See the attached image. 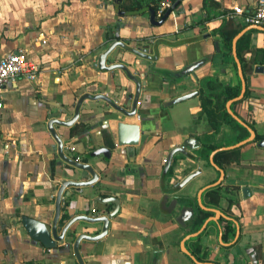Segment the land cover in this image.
<instances>
[{
	"label": "crops",
	"instance_id": "1",
	"mask_svg": "<svg viewBox=\"0 0 264 264\" xmlns=\"http://www.w3.org/2000/svg\"><path fill=\"white\" fill-rule=\"evenodd\" d=\"M203 2L182 0L162 24L153 25L148 12L116 13L113 0H0V58L24 48L39 66L36 79L17 77L3 90L0 264H78L71 249L60 252L34 243L23 230L20 216L50 223L60 181L90 178L86 170L72 167L57 155L46 123L53 113L63 120L70 118L77 98L85 92L102 93L118 102L126 88L134 92V83L121 69L106 71L96 66L99 54L117 39L132 46L149 43L157 54L156 59L146 60L115 47L107 55L106 64H125L145 82L138 113L123 116L104 100L85 98L70 126L54 124L65 154L79 156L98 174L93 184L63 190L61 214L90 215L94 208L97 214L108 215L115 203L103 199L113 197L118 202L106 234L94 242H80L84 264H264V148L254 139L246 142L238 146L234 161L223 167L215 164L218 168L210 163V154L207 159L198 154L205 143L219 148L240 141L225 122L207 136L213 131L201 113L199 94L200 89L207 90V78L214 85L241 86L232 53L223 48L216 29L227 20L220 17L226 12L222 9L230 11L236 4L251 7L256 0H208L207 12ZM236 22L242 29L248 26ZM243 34L248 36L249 51L244 56L249 58L253 50L263 47L264 31L249 29ZM199 60L201 64L191 72L182 73ZM255 65L244 77L247 93L230 109L263 137L264 73L254 72ZM193 90H197L194 96L164 105ZM216 90L211 86L208 92ZM119 120L141 125L144 135L135 149L116 146ZM188 138L197 145L186 149L188 155L175 152L164 173L168 152ZM101 146L109 148L110 158L90 155ZM219 169L224 177L214 186ZM195 170L199 173L180 187L179 182ZM243 187L248 188L246 196ZM201 188L200 202L216 209L219 216L202 230L205 218L214 212L207 211L196 227L194 219L184 224L176 220L179 205L193 206L198 215ZM213 188L220 194L217 205L205 195ZM71 215H65L58 230ZM101 228L102 222L79 221L76 232L95 234Z\"/></svg>",
	"mask_w": 264,
	"mask_h": 264
},
{
	"label": "water",
	"instance_id": "2",
	"mask_svg": "<svg viewBox=\"0 0 264 264\" xmlns=\"http://www.w3.org/2000/svg\"><path fill=\"white\" fill-rule=\"evenodd\" d=\"M181 1L182 0H174L170 4V6L168 8H166V10L163 12V14L159 17H156L154 9H152L150 7H143L141 9H138L135 11H129V12L120 11L119 5H120L121 0H113V7H114L115 12L118 14H121V15L141 14L143 12H148L149 13V16H148L149 22L153 25H160V24H162V22H164V20H166L172 14V11H174L180 5ZM249 29H258V30L264 31V27H261L258 25H248L245 28H243L241 31H239L233 37L232 45H231V53H232V57L234 59L236 67H237V72H238V76L240 79L241 86H240L239 94L236 97L229 99L226 102L227 112L237 122H239L241 124H243V121L231 111L230 104L234 101L240 100L243 97L244 92H245V80H244V76L242 73L241 64H240L239 59H238L237 54H236V41L245 31H247ZM115 47H122V48H125L127 50H130L133 53L138 54L140 57H142L146 60H154L157 58V54L152 53V48H151V45L149 43L137 45V46L136 45L132 46V45L126 44L125 42H123L120 39L113 40L107 46V48L103 52H101V54H99L96 66L100 70H106V71H110L113 69H121L125 73L126 78L129 81L134 83V92L132 93L130 90H128V88H126V91L122 96L123 100L120 99L121 102H118V100H113L112 98H110V97H108L102 93L91 94L89 92H85L77 98V100L74 104L70 118L63 120V119H60L58 117L57 113L50 114L49 119L46 123V127L56 142L57 155L64 162L71 165L72 167L86 170L89 173L90 178H88L87 180H61L60 181V186L56 191L54 216H53L50 223H44L42 221H39L35 218L29 217L26 215L20 216V222H21L23 230L25 231V233L28 235V237L34 243L38 244L40 247H44L47 249H49V248L57 249L60 252H63L66 249H71L72 254L76 258L78 264H84V262L82 260V256L79 252L80 242L82 240L94 242V241L101 239L106 234V230H107V226H108V219L117 211L118 202L113 197L103 199L104 201H113L115 203V208L111 212H109L108 215L97 214V212L91 213L90 215L87 213L86 214H75V215L72 214L71 215V213L66 212V211L64 212V214H61V211H62L61 195L63 193V190L66 187H70V186L75 187V188H79L82 186L93 184V183L97 182L98 174L90 164L75 160L74 158L68 157L65 154L66 147L63 146L62 139L59 137L56 130L54 129V124L63 125V126H70L78 117L80 104L82 103V101L85 98L104 100L115 111L119 112L123 116L130 117V116H133V115L138 113L137 101L139 99L140 89L143 85H145V82H143V80H141L140 75H138L136 73H132L130 71V69L127 67V65H125V64H122V63L106 64L107 55ZM215 49H216V51L219 50L218 42H215ZM201 62L202 61L199 60V61L195 62L194 64L187 66L183 70L182 73L186 74V73L191 72L194 68H196L199 64H201ZM253 70L256 73H264V65H261V64L255 65ZM196 93H197V90L186 92L184 94H181L179 96H176L175 98H172V99L166 101L164 103V105L166 106V105H170L173 103L180 102L184 99H187L191 96H194ZM128 100H130L131 103H130V105L127 106L126 101H128ZM50 103L54 104V102H50ZM61 109L63 111H66V109H64V108H61ZM247 130L249 132V135L246 138H244V139H242V140H240V141H238L232 145L216 148L210 153L209 161L215 168H218V167L213 162L212 157H213V154L218 149H228V148L238 147V146H240L246 142L252 141L255 138V132L250 127H247ZM142 133L143 132H142V128H141L140 124L127 123V122H122L121 120H119L116 124V146H124V147H129L130 149H132V148L135 149L140 144V142L142 141V135H144ZM197 143L198 142L195 139L188 138L185 140V142L182 144V146L172 148L168 152L166 157L164 158L163 172L166 173V171L170 165L172 156L175 152H181L183 154L188 155V153L186 152V149L187 148H190V149L194 148V146L197 145ZM256 145L258 147L264 148V135L260 140H258L256 142ZM99 154H102L105 158H110L111 151L109 150V148L101 146V147L96 148L95 150H93L90 153L91 156H96ZM219 172H220V174H219L218 179L212 184L214 186L219 184L220 181L222 180V178L224 177V172L221 169H219ZM198 173H199V170H195L194 172H191L190 174L185 176V178H183V180H181V182H179L178 185L181 187L182 185H184L187 181H189L193 176H195ZM241 190H242L243 195H245V196L248 195V188L247 187H243ZM202 191H203V188H201L197 194V205H198V207L201 208L202 210H205V211H212L215 213V215L210 216L208 218H205L200 230H202L205 227V225L207 224V222L209 220H217V218L219 217L216 214L217 213L216 209L207 208L206 206H204L200 202V193ZM65 194L68 195V192H65ZM178 207H180V210L178 212V215L176 216V220L181 224H184L186 221L192 220L197 216V212L194 211L193 206L179 205ZM67 214L71 215L70 218H68L66 220V222L62 225L60 230H58V225L62 222L63 218H65V215H67ZM79 221H83L86 223L102 222V228H101L100 232L95 233V234H88L86 232L77 233L76 232L77 231V222H79ZM195 234H197V232L193 233L192 235H195ZM65 239H67L68 241H66L65 244H60Z\"/></svg>",
	"mask_w": 264,
	"mask_h": 264
},
{
	"label": "trees",
	"instance_id": "3",
	"mask_svg": "<svg viewBox=\"0 0 264 264\" xmlns=\"http://www.w3.org/2000/svg\"><path fill=\"white\" fill-rule=\"evenodd\" d=\"M161 0H121L119 9L123 12L135 11L143 7H150L156 11L158 9ZM171 3L174 0H169ZM208 0H204L203 7L207 12ZM222 11H227L222 9ZM222 13V12H221ZM224 13V12H223ZM210 16H206L209 18ZM212 17V16H211ZM242 29L241 26L236 22L235 18H228L223 21L221 25L216 29V33L219 34L221 38V44L226 52H231V45L233 37ZM249 51V40L247 34L241 35L236 41V54L241 64V69L243 76L247 71L250 70L253 64L264 65V45L261 48L253 50L252 56L246 58L245 53ZM207 90L200 89L199 101L201 106V113H204L211 126L212 133L207 136H212L214 132L218 129L220 123L225 122L229 124L233 130L236 132V141L242 140L249 135L247 127L253 128L252 124L247 120H242L243 124L237 122L226 110V102L229 99L236 97L239 94L240 84L236 86H229L226 84L216 83L215 85L211 83L210 78L205 80ZM216 87L217 90L213 93H209V87ZM247 91H245V94ZM234 102L231 104V106ZM108 136V133H106ZM262 138L261 135H255L254 141H258ZM216 147L212 144H203L198 150V154L207 159L210 152ZM239 148L232 149H222L217 150L213 154V162L219 166L223 167L224 164H229L237 158ZM208 200L217 205L220 200V194L218 191L213 189H208L205 193ZM208 212L199 209L198 215L194 218L195 227L200 225L202 220L207 216Z\"/></svg>",
	"mask_w": 264,
	"mask_h": 264
},
{
	"label": "built area",
	"instance_id": "4",
	"mask_svg": "<svg viewBox=\"0 0 264 264\" xmlns=\"http://www.w3.org/2000/svg\"><path fill=\"white\" fill-rule=\"evenodd\" d=\"M170 4L169 0H161L156 11V16H161ZM220 17L225 19L235 18L247 25L264 27V0H257L251 7L233 5L230 11L224 12ZM38 71L39 66L28 58L27 50L24 48H17L0 58V110L4 105V86L17 77L34 80L38 76ZM74 159L80 160L77 155ZM91 213H96V209L92 208Z\"/></svg>",
	"mask_w": 264,
	"mask_h": 264
}]
</instances>
